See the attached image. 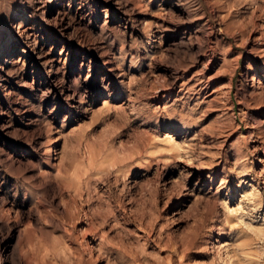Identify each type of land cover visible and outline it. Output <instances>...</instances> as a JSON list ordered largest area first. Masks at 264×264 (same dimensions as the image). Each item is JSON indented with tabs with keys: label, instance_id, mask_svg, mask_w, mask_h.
I'll return each instance as SVG.
<instances>
[{
	"label": "rangeland",
	"instance_id": "374dc122",
	"mask_svg": "<svg viewBox=\"0 0 264 264\" xmlns=\"http://www.w3.org/2000/svg\"><path fill=\"white\" fill-rule=\"evenodd\" d=\"M9 2L0 264H264V0Z\"/></svg>",
	"mask_w": 264,
	"mask_h": 264
},
{
	"label": "bare ground",
	"instance_id": "6f19581e",
	"mask_svg": "<svg viewBox=\"0 0 264 264\" xmlns=\"http://www.w3.org/2000/svg\"><path fill=\"white\" fill-rule=\"evenodd\" d=\"M3 2V1H2ZM3 4V3H2ZM23 4V3H22ZM52 5H54V4H51V6H50V9H51V7H52ZM8 6V11L5 9V7L4 8H1L0 9V16H2L3 17V19H4V25L6 24H8L7 22H9V23H11L10 25H14L15 24V22H16V18H17V16H19V13H20V10H19V8H18V6H16L15 5V3H10L9 2V4L7 5ZM7 8V7H6ZM46 12V11H45ZM11 16H13V18L11 19L10 17ZM20 18L18 19V21L20 20V22L18 23V27L19 26H21L23 23H24V19H22L23 18V14L21 15V16H19ZM5 25V26H6ZM10 27V26H9ZM31 29H29V27H27L26 28V34H28L27 32H29ZM26 37V36H25ZM11 38V36H9L8 37V41H10L9 39ZM148 38V40H149V42L150 41H152L153 39H152V36H151V34H149V36L147 37ZM11 42V41H10ZM10 45V44H9ZM13 46V45H12ZM32 48L33 49H38L39 47L38 46H36L35 44L32 46ZM0 49H2V50H0V53H5V49L4 48H0ZM9 49V48H8ZM11 49V48H10ZM4 50V51H3ZM42 53V52H41ZM5 55V54H4ZM3 55V56H4ZM10 55V54H9ZM10 57H12V55H10L9 56V58H7V54H6V56H5V60H3V63L1 64V70H3V71H6V72H8L11 68H13V66L15 65V62H14V60H10ZM38 60H40V61H42L43 63H45V62H48V60H50V59H47L46 58V56L45 55H43V56H41V57H39V58H37ZM32 61L33 60H30L29 62H28V64L29 63H32ZM32 65V64H31ZM33 66V65H32ZM2 72V71H1ZM52 72V71H51ZM51 72H50V74L49 75H51ZM55 72H56V70H55ZM3 74V73H2ZM7 77V76H6ZM2 80V79H1ZM8 80V79H7ZM7 80H5L6 82H7ZM50 83H51V81H50ZM1 86V85H0ZM1 91L4 93L5 92V87H1ZM15 103V102H14ZM5 116V112H2L1 111V108H0V119L1 118H3L2 116ZM7 115V114H6ZM10 121H8V123L7 122H5L4 120H0V133L1 134H6L7 133V130L10 128ZM5 132V133H4ZM53 147V146H52ZM51 149V148H50ZM49 150V148H47V151ZM51 153H54V152H52V149L46 154V156L48 157V158H50L51 157ZM2 210V209H1ZM78 209L76 208L74 211H73V215L75 214V212L77 211ZM5 211V210H4ZM7 211H9L8 209L6 210V213H7ZM84 214V217H83V219L84 218H86V219H88V216L86 215V213L84 212L83 213ZM85 224H88L87 222H85ZM84 231V230H83ZM95 249V248H94ZM94 249H92V250H90V252H89V256H90V260H91V262H94L97 258H98V255L94 258V256H93V254H92V252H94ZM3 250H5L4 248H3ZM96 251V250H95ZM4 252V251H3ZM96 253H97V251H96ZM1 262L3 263V260L1 259Z\"/></svg>",
	"mask_w": 264,
	"mask_h": 264
}]
</instances>
